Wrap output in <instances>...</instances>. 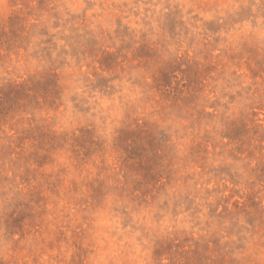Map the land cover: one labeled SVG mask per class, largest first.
<instances>
[{"label": "rangeland", "instance_id": "obj_1", "mask_svg": "<svg viewBox=\"0 0 264 264\" xmlns=\"http://www.w3.org/2000/svg\"><path fill=\"white\" fill-rule=\"evenodd\" d=\"M0 264H264V0H0Z\"/></svg>", "mask_w": 264, "mask_h": 264}]
</instances>
